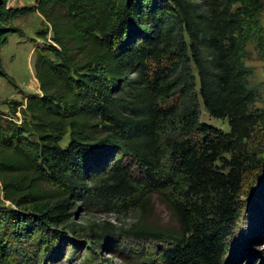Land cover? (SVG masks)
<instances>
[{
	"label": "trees",
	"instance_id": "16d2710c",
	"mask_svg": "<svg viewBox=\"0 0 264 264\" xmlns=\"http://www.w3.org/2000/svg\"><path fill=\"white\" fill-rule=\"evenodd\" d=\"M261 10V0H0V76L10 78L1 48L12 21L38 11L48 25L35 49L41 93L13 107L25 103L21 122L0 111V264H49L77 196L153 192L180 226L139 232L167 242L165 264H225L247 164L263 160L244 144L260 120L245 49L255 33L264 48ZM192 62L197 95L229 131L199 120Z\"/></svg>",
	"mask_w": 264,
	"mask_h": 264
},
{
	"label": "rangeland",
	"instance_id": "374dc122",
	"mask_svg": "<svg viewBox=\"0 0 264 264\" xmlns=\"http://www.w3.org/2000/svg\"><path fill=\"white\" fill-rule=\"evenodd\" d=\"M10 6L33 5L37 0H8ZM199 2V0H192ZM261 26L264 28V0H261ZM239 3H235V8ZM18 31L8 35V42L1 48L5 70L10 75L0 76V111L8 117L21 122V106L13 114V107L25 102L27 96L41 93L40 82L36 76V47L43 46L45 40L39 31L48 29L45 18L38 11L20 15L12 21ZM49 28L48 40L51 41ZM188 38V37H187ZM189 40V39H188ZM47 42V41H46ZM246 65L250 68L249 85L255 92L253 112L260 115L252 134L244 142L247 151L260 159L254 168L247 164L244 187L241 195L243 207L241 218L231 239V248L226 255L225 264H264V48L260 45L258 33L250 39L245 49ZM190 67L196 76V87L191 96L199 93V76L195 64ZM133 75V74H132ZM199 120L208 122L224 131L230 130L228 118L212 116L199 95ZM180 100L171 98L168 104ZM172 132V131H171ZM177 136L178 132H172ZM69 137V135H66ZM67 137L62 141H67ZM105 166V165H104ZM109 166H99L88 172L87 182L93 185L96 178L108 171ZM134 170L139 171L134 166ZM90 195V193H86ZM150 198L133 200L105 197L85 200L77 196L72 204L71 218L61 223L59 229L65 233L58 247L52 250L49 264H165L161 258L167 242L152 237L144 238L139 232L150 230H178L179 223L168 205L162 201L158 192ZM256 235V236H255ZM254 237L252 241L249 238Z\"/></svg>",
	"mask_w": 264,
	"mask_h": 264
}]
</instances>
